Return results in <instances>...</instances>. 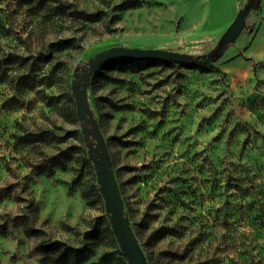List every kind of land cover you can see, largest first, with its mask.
I'll use <instances>...</instances> for the list:
<instances>
[{"label":"rangeland","instance_id":"374dc122","mask_svg":"<svg viewBox=\"0 0 264 264\" xmlns=\"http://www.w3.org/2000/svg\"><path fill=\"white\" fill-rule=\"evenodd\" d=\"M66 1L59 17L0 2V264H45L42 239L86 247L81 264H128L91 195L73 74L119 45L206 53L238 11L235 0ZM261 12L215 62L91 77L89 104L149 264H264V0ZM40 130L53 139L18 143Z\"/></svg>","mask_w":264,"mask_h":264},{"label":"water","instance_id":"95a60500","mask_svg":"<svg viewBox=\"0 0 264 264\" xmlns=\"http://www.w3.org/2000/svg\"><path fill=\"white\" fill-rule=\"evenodd\" d=\"M259 7L260 0H246L221 34L216 45L206 53L195 55L158 47L140 48L119 45L95 53L80 67L79 71L74 72L71 94L76 105V116L82 126L85 139L92 138L87 142V149L95 168L98 190L109 214L111 229L128 264H148V261L130 220L125 214L123 200L112 168V160L100 126L89 104L88 86L92 75L105 63L118 58L200 64L215 62L237 39L245 26L247 16Z\"/></svg>","mask_w":264,"mask_h":264},{"label":"trees","instance_id":"16d2710c","mask_svg":"<svg viewBox=\"0 0 264 264\" xmlns=\"http://www.w3.org/2000/svg\"><path fill=\"white\" fill-rule=\"evenodd\" d=\"M3 1H11L20 5H28L31 6L35 11H45L47 15L51 17L64 16L68 13V9H71L70 6H68L69 3H67L66 0H0V2ZM99 15L100 14L98 12H86L77 7H74L71 10V16L88 21L98 20ZM55 43V48L57 50H63L69 45L70 42L69 40H61ZM171 63L172 62L163 60H137L133 58H118L105 63L100 68L111 69L115 67L119 69L130 68L134 70H142L153 64L170 65ZM69 101L71 103L70 115L73 119H77L75 102L70 97ZM52 139L53 136H51V132L45 130H40L38 132L28 131L17 137L18 143L23 145ZM91 190V195L94 200L97 201L102 199L98 191V187L95 183L91 185ZM107 232L111 234L108 228ZM89 233L90 238L95 237V235L91 231ZM38 248L41 252L44 253L42 260L45 264H81L87 258L88 253L86 247H74L73 245L65 241L57 239H42L39 241ZM120 255L122 256L121 252Z\"/></svg>","mask_w":264,"mask_h":264},{"label":"crops","instance_id":"0c3cea01","mask_svg":"<svg viewBox=\"0 0 264 264\" xmlns=\"http://www.w3.org/2000/svg\"><path fill=\"white\" fill-rule=\"evenodd\" d=\"M245 1H246V0H235V1H234V8H235L236 10H238V9L240 8L241 4L245 3ZM262 2H263V0H260V4H262ZM256 11H257L258 15H261V16H262V12L260 13V7H259V9L256 10Z\"/></svg>","mask_w":264,"mask_h":264}]
</instances>
